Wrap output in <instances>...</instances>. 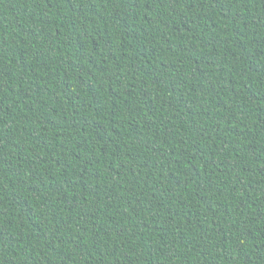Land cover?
Instances as JSON below:
<instances>
[{
  "label": "trees",
  "instance_id": "obj_1",
  "mask_svg": "<svg viewBox=\"0 0 264 264\" xmlns=\"http://www.w3.org/2000/svg\"><path fill=\"white\" fill-rule=\"evenodd\" d=\"M0 264H264V0H0Z\"/></svg>",
  "mask_w": 264,
  "mask_h": 264
}]
</instances>
